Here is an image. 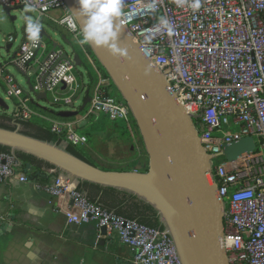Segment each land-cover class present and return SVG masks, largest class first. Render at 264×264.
I'll return each mask as SVG.
<instances>
[{
    "label": "built area",
    "instance_id": "2783aa9c",
    "mask_svg": "<svg viewBox=\"0 0 264 264\" xmlns=\"http://www.w3.org/2000/svg\"><path fill=\"white\" fill-rule=\"evenodd\" d=\"M120 25L141 54L160 71L167 90L192 117L204 151L212 156L210 179L225 204L219 239L228 264H264V0H111ZM22 5L33 14L8 63H0L6 97L15 103L12 119L39 116L34 103L8 72L11 64L35 93L59 103L57 91L78 95L81 76L72 58L52 49L39 32L41 18L59 11L50 22L62 27L91 76L90 101L82 120L95 114L119 122L136 137L125 101L112 94L111 80L87 47L81 29L64 0H0V9ZM28 12V15L31 14ZM12 13V11H11ZM28 16V17H29ZM15 37L7 36L6 43ZM27 86V83H26ZM65 86V89L62 87ZM80 120L58 118L46 125L73 146L87 137ZM252 137L254 150L228 161L223 146ZM16 158L0 152V184L27 182ZM78 183L59 173L41 185L50 199L66 195L68 224L93 223L109 234L116 231L131 251L132 264H182L164 229L149 227L103 208L78 191Z\"/></svg>",
    "mask_w": 264,
    "mask_h": 264
},
{
    "label": "water",
    "instance_id": "95a60500",
    "mask_svg": "<svg viewBox=\"0 0 264 264\" xmlns=\"http://www.w3.org/2000/svg\"><path fill=\"white\" fill-rule=\"evenodd\" d=\"M64 1L87 46L129 106L147 155L146 170L143 165H138L134 171L100 170L63 147L25 135L18 128L0 127V146L8 147L13 156L21 152L55 166L71 182L114 188L151 204L172 238L182 264H228L226 253L219 245L225 204L210 179L212 156L202 148L192 117L169 93L158 68L141 54L132 36L120 25L111 0ZM15 10H23V6L5 7L11 21L16 19L11 13ZM28 16L25 13V17ZM39 32L52 42V49H61L62 56L72 58L76 67L82 65L64 34L59 35L60 41H53L43 27H39ZM64 46L69 51L66 52ZM11 47L12 43H6V53ZM26 81V95L34 104L45 100L51 105H60L51 101L45 92L35 93L29 77ZM79 99L81 104L76 107ZM89 101V88L82 84L68 108L56 111V115L77 117ZM0 110H8L1 97ZM254 147L253 138L245 137L224 145L222 154L232 161L251 153ZM23 172H32L29 164ZM38 175L36 172L35 176Z\"/></svg>",
    "mask_w": 264,
    "mask_h": 264
},
{
    "label": "crops",
    "instance_id": "0c3cea01",
    "mask_svg": "<svg viewBox=\"0 0 264 264\" xmlns=\"http://www.w3.org/2000/svg\"><path fill=\"white\" fill-rule=\"evenodd\" d=\"M59 16V11H52L41 18L40 26L45 33L50 28L58 35L66 36L62 27L50 22L51 17ZM46 41L52 47V42ZM89 77V84L83 85L90 91L92 79ZM0 86L4 90L1 81ZM56 95L61 97L60 105L67 106L70 103L64 102V98L70 96L69 93L57 91ZM34 105L39 108L36 112L39 121L44 124L61 118L54 110ZM14 109L13 102L12 111L8 112V107L6 112L11 114ZM81 116L67 119L80 120L78 130L87 136V143L81 147L82 152L100 170L134 171L144 163L137 139L120 137L122 131L118 129L119 137L116 136L117 140H114L118 155H111V158L96 155L95 146L92 147L89 140L95 132L102 131L100 120L93 117L82 120ZM106 119L109 123L106 131L113 134L116 125ZM90 130L92 134H89ZM95 158L100 164H96ZM117 162L126 164L127 168H111ZM31 173H26L29 178L27 182L0 184V264H132L131 251L120 242L116 231L107 234L98 230L93 223L68 224L63 211L71 207L69 197L63 195L50 199L41 188L42 184L33 180Z\"/></svg>",
    "mask_w": 264,
    "mask_h": 264
},
{
    "label": "trees",
    "instance_id": "16d2710c",
    "mask_svg": "<svg viewBox=\"0 0 264 264\" xmlns=\"http://www.w3.org/2000/svg\"><path fill=\"white\" fill-rule=\"evenodd\" d=\"M116 97L120 101H124L119 95H116ZM54 112L56 113V111ZM132 123L136 127L134 120H132ZM114 124L117 125V122H114ZM122 126V132L126 133V127L124 125ZM0 127L9 130H15L18 128L20 132L25 135L61 146L65 149V151L68 150V152L73 154L74 156L92 165H95L93 161L82 152V146L78 147L71 145L64 139L62 134H56L52 132L46 124L40 121L14 120L12 119L10 114L5 111H1ZM83 134L85 135V133ZM136 139L142 149L143 144L138 133L136 134ZM10 151L11 150L8 147L0 146V152H6L11 154ZM14 156L22 170L24 169L26 164L30 165L32 169L31 177L34 181L36 180L37 182H39V184L45 185L49 183L50 178L60 173L55 166H52L42 160H39L35 158V156L24 154L21 152H15ZM142 165L144 166L145 171L147 163H143ZM36 172H39L38 176H35ZM77 189L78 191L84 193L88 200L93 202L96 201L98 204H100L103 208L107 210L113 211L123 217L134 219L139 223L145 224L149 227L164 229V226L159 221L156 209L151 204L139 199L137 196L110 187L103 188L99 185L89 182H78Z\"/></svg>",
    "mask_w": 264,
    "mask_h": 264
},
{
    "label": "rangeland",
    "instance_id": "374dc122",
    "mask_svg": "<svg viewBox=\"0 0 264 264\" xmlns=\"http://www.w3.org/2000/svg\"><path fill=\"white\" fill-rule=\"evenodd\" d=\"M29 10L27 8L23 9V10H15L12 11V14L16 16V19H14V21L9 20L10 18L6 15L5 11L0 9V63L4 64V63H8L9 59L11 58V52H13L15 50V48L18 46V44L20 43L21 39H22V35H23V27L28 24L29 22H32V18H33V14L32 12H29L31 15L29 17H25V13H28ZM46 33L50 36L51 40L53 41H60V37L59 35L52 29L47 28L46 29ZM12 35L13 37H15V41L12 44L11 50L10 52L6 53L4 46L6 45V39L8 35ZM65 51H69L68 47L64 46ZM6 69L8 70V72L10 74H12L16 80L18 81V83L20 84V86L26 88V82L24 80V77L20 74H18L16 72V70L14 69V67L11 64H8L6 66ZM77 72L79 73V75L81 76V80H82V84L84 85H88L89 81H90V77L89 74L87 73V69H86V65L83 63L81 66L77 67ZM113 87V86H112ZM67 93H70L68 91H66ZM112 94L115 95H119L117 90L113 87L111 90ZM0 97L5 101V103L8 105L9 107V111H12L13 109V101L9 98L6 97V94L4 92V90L2 89V87L0 86ZM81 99L77 100L75 103V106H79L81 104ZM38 106L43 107V108H47L50 110H54V111H61V110H65L68 107L64 106V105H51L49 104L47 101L45 100H39L37 102ZM33 109L38 110L39 108L36 105L32 106ZM2 110H0L1 112ZM84 111H82L80 113V115H83ZM89 117H93V119H97L100 120L99 122V126H101V130L100 133H94L91 137V139L89 140V144L94 147L96 149V155L98 154L99 156L101 155L103 156H107L111 158V155H118V152H116V148L114 147V140H117V137H119V131H116V129L122 131L123 130V126H115L114 130L112 131L113 134H109L106 130L107 127L109 125L106 117H104V115L102 114H95V115H91ZM87 117V118H89ZM33 120H37L39 121L40 119L38 118H33ZM119 124H122L121 121L117 122ZM133 129L135 134L138 133L137 128L133 125ZM127 132L124 133L122 132L120 134V137H124L127 139H131V133L129 132V130L126 128ZM80 132V131H79ZM89 134H92L91 130L88 131ZM137 132V133H136ZM139 134V133H138ZM136 138V137H135ZM138 149L139 152L143 155L142 159L144 160V163H147V155L145 154L144 149L142 150L140 147V144L138 143ZM144 157V158H143ZM96 159V164H100L99 160L97 158ZM113 159V157H112ZM130 166V165H129ZM111 168H127L126 164L124 163H120L117 162V165H113ZM133 168V167H131Z\"/></svg>",
    "mask_w": 264,
    "mask_h": 264
}]
</instances>
